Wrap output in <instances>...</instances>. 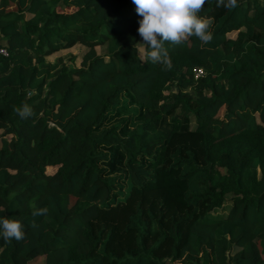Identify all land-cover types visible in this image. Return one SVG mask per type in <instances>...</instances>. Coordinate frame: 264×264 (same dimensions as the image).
<instances>
[{
    "label": "trees",
    "instance_id": "16d2710c",
    "mask_svg": "<svg viewBox=\"0 0 264 264\" xmlns=\"http://www.w3.org/2000/svg\"><path fill=\"white\" fill-rule=\"evenodd\" d=\"M217 3L165 70L132 0H0V264H264V0Z\"/></svg>",
    "mask_w": 264,
    "mask_h": 264
},
{
    "label": "clouds",
    "instance_id": "9594fccd",
    "mask_svg": "<svg viewBox=\"0 0 264 264\" xmlns=\"http://www.w3.org/2000/svg\"><path fill=\"white\" fill-rule=\"evenodd\" d=\"M136 13L140 17L138 34L142 42L134 45L137 59L141 61L151 60L160 63L165 70L171 69L172 59L166 42L178 45L195 36L202 43L207 44L213 39L210 31L212 18L198 15L203 9L206 0H132ZM225 6L228 9L237 7V0H218L217 6ZM21 117L27 118L33 115V110L28 104L14 108ZM47 207L34 210L32 215H45ZM35 227V222H33ZM22 223L14 218H0V237L5 241L13 238L17 241L24 238Z\"/></svg>",
    "mask_w": 264,
    "mask_h": 264
},
{
    "label": "rangeland",
    "instance_id": "374dc122",
    "mask_svg": "<svg viewBox=\"0 0 264 264\" xmlns=\"http://www.w3.org/2000/svg\"><path fill=\"white\" fill-rule=\"evenodd\" d=\"M14 8V5L13 4H8V5H2L0 6V11H5V10H8V9H12ZM79 48H85L84 45H79ZM73 50V49H71ZM75 51L74 52H77L78 51V47H76V49H74ZM69 52H71L70 50H67L66 52L62 51L63 54L66 53V55H69ZM56 54H59V52H56V53H53L52 55H50L49 57L52 59L54 57V55ZM185 253L186 255H192L194 254L193 250L189 247H186L185 248ZM44 262V258L42 256L38 257L34 262H32L31 264H43Z\"/></svg>",
    "mask_w": 264,
    "mask_h": 264
},
{
    "label": "built area",
    "instance_id": "2783aa9c",
    "mask_svg": "<svg viewBox=\"0 0 264 264\" xmlns=\"http://www.w3.org/2000/svg\"><path fill=\"white\" fill-rule=\"evenodd\" d=\"M0 53L6 54L7 52L5 51V49L0 48ZM203 73V69L202 68H196L195 69V76L197 77L198 75H201Z\"/></svg>",
    "mask_w": 264,
    "mask_h": 264
}]
</instances>
